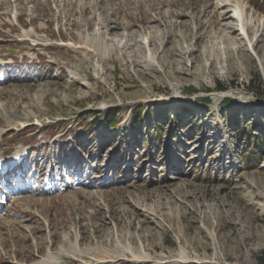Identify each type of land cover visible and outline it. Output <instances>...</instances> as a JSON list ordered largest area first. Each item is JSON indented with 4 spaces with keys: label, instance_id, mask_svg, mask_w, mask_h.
<instances>
[{
    "label": "rangeland",
    "instance_id": "rangeland-1",
    "mask_svg": "<svg viewBox=\"0 0 264 264\" xmlns=\"http://www.w3.org/2000/svg\"><path fill=\"white\" fill-rule=\"evenodd\" d=\"M0 164V264H264V0H0Z\"/></svg>",
    "mask_w": 264,
    "mask_h": 264
},
{
    "label": "trees",
    "instance_id": "trees-1",
    "mask_svg": "<svg viewBox=\"0 0 264 264\" xmlns=\"http://www.w3.org/2000/svg\"><path fill=\"white\" fill-rule=\"evenodd\" d=\"M138 126V125H137ZM136 126V128H135V130H139V127H137ZM252 142H254V140L252 139ZM253 157L255 158V157H257V155L256 154H253Z\"/></svg>",
    "mask_w": 264,
    "mask_h": 264
},
{
    "label": "bare ground",
    "instance_id": "bare-ground-1",
    "mask_svg": "<svg viewBox=\"0 0 264 264\" xmlns=\"http://www.w3.org/2000/svg\"><path fill=\"white\" fill-rule=\"evenodd\" d=\"M247 30V29H246ZM242 31L244 32V28L242 29ZM167 100H170L169 98H167ZM63 255V254H62Z\"/></svg>",
    "mask_w": 264,
    "mask_h": 264
}]
</instances>
